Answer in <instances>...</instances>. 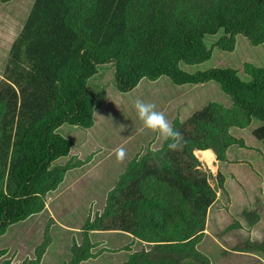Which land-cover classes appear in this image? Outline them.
<instances>
[{"label":"trees","instance_id":"obj_1","mask_svg":"<svg viewBox=\"0 0 264 264\" xmlns=\"http://www.w3.org/2000/svg\"><path fill=\"white\" fill-rule=\"evenodd\" d=\"M219 31L215 46L222 51H232L238 35L252 46L264 43V0H34L0 83V237L44 211L47 195L82 166L54 165L73 146L56 129L94 125L88 80L97 65L111 63L120 93L142 79L166 77L176 86L212 82L231 106L209 103L179 125L187 141L182 151L165 145L131 159L101 213L86 218L80 243L72 242L63 264L95 258L89 233L96 231L124 232L149 246L129 251L120 264H209L196 246L215 194L194 151H211L215 162L225 161L231 146H243L230 129L253 120L260 125L252 136L264 148V64H244L248 81L229 68L192 74L180 68L207 61L211 52L203 39ZM217 186L225 191L220 178ZM46 247L37 246L34 259L24 264H39ZM5 253L0 250V264H13L1 260Z\"/></svg>","mask_w":264,"mask_h":264},{"label":"rangeland","instance_id":"obj_2","mask_svg":"<svg viewBox=\"0 0 264 264\" xmlns=\"http://www.w3.org/2000/svg\"><path fill=\"white\" fill-rule=\"evenodd\" d=\"M33 2L0 3V83L5 80L11 47L23 29ZM222 36L223 32L219 31L203 39L211 52L207 61L181 64L180 68L190 74L229 68L236 71L240 80L248 81L243 66L246 63L263 66L264 43L252 46L238 35L233 50L222 51L215 46ZM96 67L97 72L87 85L95 102L94 125L82 129L63 124L56 129V133L71 140L73 146L69 156L56 160L54 165L68 161L83 164L68 171L57 189L47 195L44 211L10 226L0 237V250L6 252L1 260L27 263L34 259L35 248L44 243L47 247L39 264L68 261L72 242L80 243V228L86 218L101 213L107 192L126 164L162 146L158 135L138 131L142 124L133 107L137 99L154 103L177 129L209 103L231 106L229 98L212 82L176 86L166 77L153 82L142 79L135 88L120 93L115 86L113 64ZM259 125L253 120L244 129H230V134L242 140L243 146H231L221 163L214 159L208 163L194 151L215 194L214 203L207 211L203 235L196 246L197 251L209 259V264H264V148L262 142L252 136V130ZM121 146L125 147L127 157L123 163H117L114 152ZM219 178L224 192L217 186ZM216 187L218 190L214 189ZM89 237L96 257L82 264H120L129 251L149 248L120 231H96L89 233Z\"/></svg>","mask_w":264,"mask_h":264},{"label":"clouds","instance_id":"obj_3","mask_svg":"<svg viewBox=\"0 0 264 264\" xmlns=\"http://www.w3.org/2000/svg\"><path fill=\"white\" fill-rule=\"evenodd\" d=\"M133 107L135 109L138 120L142 127L139 132L145 131L158 135L161 140L162 148L166 145L167 149L172 152H179L187 145L183 134L174 126L167 118L163 111L157 110L154 103L146 102L143 99H137ZM126 128V125H120ZM117 163H123L127 157L125 147L121 146L114 152Z\"/></svg>","mask_w":264,"mask_h":264},{"label":"bare ground","instance_id":"obj_4","mask_svg":"<svg viewBox=\"0 0 264 264\" xmlns=\"http://www.w3.org/2000/svg\"><path fill=\"white\" fill-rule=\"evenodd\" d=\"M198 156H201V158L208 163H211L213 160V154L211 151L198 152Z\"/></svg>","mask_w":264,"mask_h":264},{"label":"crops","instance_id":"obj_5","mask_svg":"<svg viewBox=\"0 0 264 264\" xmlns=\"http://www.w3.org/2000/svg\"><path fill=\"white\" fill-rule=\"evenodd\" d=\"M198 152H201V151H198ZM126 235L130 236L129 234L126 233ZM131 237V236H130Z\"/></svg>","mask_w":264,"mask_h":264}]
</instances>
